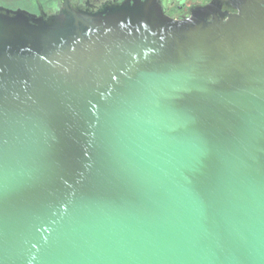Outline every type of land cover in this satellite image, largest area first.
I'll use <instances>...</instances> for the list:
<instances>
[{"label": "water", "instance_id": "obj_1", "mask_svg": "<svg viewBox=\"0 0 264 264\" xmlns=\"http://www.w3.org/2000/svg\"><path fill=\"white\" fill-rule=\"evenodd\" d=\"M226 3L0 7V264H264V0Z\"/></svg>", "mask_w": 264, "mask_h": 264}, {"label": "flooded vegetation", "instance_id": "obj_2", "mask_svg": "<svg viewBox=\"0 0 264 264\" xmlns=\"http://www.w3.org/2000/svg\"><path fill=\"white\" fill-rule=\"evenodd\" d=\"M70 2L88 8L99 9L103 5L111 2H121L123 0H69ZM164 13L173 19H183L189 17L194 9L199 6L209 5L215 2L221 9L229 12H236L235 9L227 7L226 0H156ZM63 0H0V7L7 9H23L32 13L53 12L59 9ZM211 17V16H210Z\"/></svg>", "mask_w": 264, "mask_h": 264}]
</instances>
